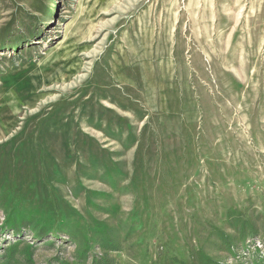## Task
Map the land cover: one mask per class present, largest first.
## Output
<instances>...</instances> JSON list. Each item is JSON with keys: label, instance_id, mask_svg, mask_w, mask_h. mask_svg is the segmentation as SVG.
<instances>
[{"label": "rangeland", "instance_id": "obj_1", "mask_svg": "<svg viewBox=\"0 0 264 264\" xmlns=\"http://www.w3.org/2000/svg\"><path fill=\"white\" fill-rule=\"evenodd\" d=\"M264 264V0H0V264Z\"/></svg>", "mask_w": 264, "mask_h": 264}, {"label": "trees", "instance_id": "obj_2", "mask_svg": "<svg viewBox=\"0 0 264 264\" xmlns=\"http://www.w3.org/2000/svg\"><path fill=\"white\" fill-rule=\"evenodd\" d=\"M65 264V263H60ZM91 264H115L110 258H99L98 260L92 261Z\"/></svg>", "mask_w": 264, "mask_h": 264}]
</instances>
